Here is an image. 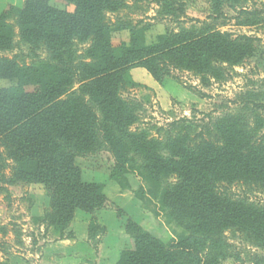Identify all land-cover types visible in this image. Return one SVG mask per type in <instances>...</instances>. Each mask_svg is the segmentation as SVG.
<instances>
[{"label":"trees","instance_id":"trees-1","mask_svg":"<svg viewBox=\"0 0 264 264\" xmlns=\"http://www.w3.org/2000/svg\"><path fill=\"white\" fill-rule=\"evenodd\" d=\"M146 1L158 10L152 20L178 28L158 35L150 45L145 41L147 27L140 28L143 21L116 26L107 21L106 13L126 8L124 0H25L21 7H6L0 16V79L15 81V86L0 89L3 201L7 207L12 203L9 187L42 185L48 203L35 222L62 237L74 212L81 210L92 217L89 236L94 240L104 232L97 226V214L110 210L120 215V211L106 198L101 185L83 182L77 156L108 152L117 160L109 179L125 191L120 171L125 170L126 154H142L144 169L149 172V195L159 201L168 220L195 230L250 225L256 229H245L247 235L255 234L260 241L264 239V208L241 211L228 196L217 197L211 186L220 177L230 181L235 175L264 182V135L256 137L262 121L255 119V127L248 128L244 117L240 121L227 116L213 141L202 132L185 143L171 137L170 148L175 147L179 155L161 160L155 156L159 141L138 133L135 107L123 94L128 87L140 86L130 76L133 68L145 69L161 83L175 80L173 70L217 79L225 71L217 65L221 62L242 67L255 56L259 39L219 32L208 21L224 18L223 9L228 7L236 13V20L262 17L264 23V10L248 7V0L239 5V0H211L216 13L200 21L188 18L186 0ZM186 22L191 29L184 28ZM121 31H128V43L113 47L112 34ZM15 39L32 48L30 63L24 62V53L11 59L4 55L12 51ZM36 50L42 57L34 55ZM240 105L252 114L264 112V103L250 100ZM224 138L228 140L225 148L219 146ZM184 163L191 168L182 179L172 184L160 182L162 175L157 174L161 168L167 170L163 176L171 175L182 171ZM220 167V174L204 171ZM0 231L5 233L3 228ZM124 231L133 245L120 251L116 264H219L215 248L225 246L217 236L184 238L163 246L130 219ZM5 247L0 241V254Z\"/></svg>","mask_w":264,"mask_h":264},{"label":"rangeland","instance_id":"rangeland-1","mask_svg":"<svg viewBox=\"0 0 264 264\" xmlns=\"http://www.w3.org/2000/svg\"><path fill=\"white\" fill-rule=\"evenodd\" d=\"M239 1L238 5L243 0ZM124 2L125 9L112 14L106 13L107 21L113 26L127 22L134 25L138 21H143L140 28L147 27L145 32L147 45L154 43L155 38L167 30L178 31L175 24L152 20L158 10L146 0H124ZM186 2L188 18L206 21L209 15L216 13L211 0H186ZM59 3L57 2V4ZM253 5H256L259 10H264L262 6L264 0H248L247 6L252 7ZM6 7L2 10L1 15L7 10ZM69 10L73 11V8L69 7ZM223 13L224 18H220L216 22L210 20L208 24L216 26L219 32H227L233 36L247 35L258 38L257 51L252 59L248 60L242 67L229 66L224 62L217 64L225 69L217 79L205 74L195 75L188 70H173L172 74L175 80H171L179 87H155L150 89L143 86H134L128 87V91L123 94V98L135 107L138 133H144L148 140L159 141L155 148V156L160 157L161 160H169L172 159V155H179L175 147L171 146L170 148L169 138L172 137L185 143L190 142L195 135L202 132L210 141H213V136L219 135L217 130L220 123L227 116L237 117L240 121L241 117H244L248 128L255 127V119L261 120L262 127L256 137L264 135V112L252 114L248 107L245 108L240 105L241 102L250 100L264 103V23L260 21L262 17L259 19L236 20V13L228 7L223 9ZM246 20L250 22L245 23ZM190 27H192L191 24L186 22L184 28L189 30ZM123 35H128V33L125 31ZM112 40L115 44L121 41L120 34L112 35ZM32 51V48L15 39L12 51L4 55L11 59L14 56L17 58L20 53H24L26 56L23 59L24 62L30 63L33 60L31 59L33 58ZM34 55L42 57L40 50H36ZM12 86H15V81H0V89H7ZM202 95L204 98H201ZM134 127L132 126L130 130H133ZM226 142L228 140L224 138L219 146L227 147ZM202 157L206 158V155L203 154ZM116 162L117 160L104 150L80 154L75 160L76 165L83 171V174L100 173L105 176L109 175L114 169ZM118 162L121 163L120 160ZM181 167H183L182 171L177 170L175 173L166 176L163 175L167 170L161 168L157 174L162 175L160 182L172 184L182 179L184 175H187L185 174L186 170L191 167L188 163H184ZM124 169V171H120L124 174L127 186L126 190L121 193V197L124 199V207L134 203V207L138 211L136 219L139 227L163 246L178 243L179 240L184 238L201 239L203 236L211 238L217 236L225 244L222 249L215 248V253L219 257L217 256V260H214L218 261L219 264H264V244H262L264 239L262 238L259 241L257 235H247L245 230L247 228L256 229V227L245 224L242 227L241 223H235V225H230L227 229L220 231L214 228L211 230H195L184 227V225H178L166 218V212L161 208L159 201L149 195V186L146 180L149 177V172L144 169L142 154H139V156H133L131 153L126 154ZM221 170L222 167L216 168V170L204 171L207 173L214 171L220 174L222 173ZM231 177L230 181L221 177L215 180L216 184L211 186V190L214 191L217 197L223 199L224 196H228L239 210L241 208V211L245 209L247 212L248 209L254 207L255 210L259 207L264 208V182L261 184L255 177L250 178L242 175ZM9 191L12 203L8 207L7 203L3 201V194L0 193V225L7 230L8 234L7 238H0V241L6 243L5 251L0 254V264L9 263L10 258L14 256H17L26 264H35L39 259L37 257L41 258L39 253H41L40 247L43 243L42 236H46L47 233L39 232L38 244L40 246L37 242H35L36 246H33L34 235L37 232H35V226L30 224L31 222L27 219V213L28 208H31L33 204H36L38 209L46 207L48 198L46 196L44 198L41 188L37 187L29 189V186L18 185L9 187ZM115 206L117 207V205ZM117 209L120 211L119 218L121 225L124 227L128 216L123 212L121 213L118 207ZM120 235L118 251L115 255L109 257L108 263L116 264L117 254L133 245V240L129 235L123 232ZM100 238L99 236L91 243L96 253H99ZM15 239L20 243L14 242ZM28 255H32V258H29ZM96 262L93 264H97Z\"/></svg>","mask_w":264,"mask_h":264},{"label":"crops","instance_id":"crops-1","mask_svg":"<svg viewBox=\"0 0 264 264\" xmlns=\"http://www.w3.org/2000/svg\"><path fill=\"white\" fill-rule=\"evenodd\" d=\"M24 1L25 0H0V15L6 6L21 7ZM124 32L125 31L117 32V34H120L121 36V41L116 44L113 42L111 37V44L113 47H117L123 43H128L129 33L126 31L128 35L124 36ZM130 76L136 84L150 89L155 87H179V85L171 79H164L161 83L156 82L151 75L142 68L131 69ZM0 81L4 80L0 79ZM81 178L85 183L101 185L106 198L117 205V207L121 210V213L123 212V214L128 216V219L138 224V220L136 219L138 211L135 209L134 203H130L129 206L124 207V199L121 197V193L124 190H121L115 182L110 180L109 175L105 176L100 173L85 175L81 170ZM31 187L41 188L43 192L42 196L45 198L46 192L42 185H31L29 186V189ZM46 207L44 206L38 209L36 204H33L31 208H28L27 213V219L31 222L30 224L35 226V232H37L34 235L35 240L33 246H36L35 242H37V244L39 242V232H44L43 234L47 233L46 236H42L43 243L40 247L41 253H39L41 258L37 257V259H39L35 264H93L96 261L97 264H111L108 263L107 260L110 256L117 253L119 247V237L121 236L120 233H125L124 227L121 225L119 215L116 212L104 210L99 212L96 216L97 226L104 231L103 234L98 235L95 238L98 239L99 236L101 237L99 240V253H96L95 248L91 244L94 240H92L89 236V227L92 220L91 215L81 210H76L73 214L69 227L63 232L61 237L60 234H56L52 229L45 231L42 225L35 222L43 215V211ZM1 228L3 227L0 225V229ZM7 236L8 234L6 229L4 234L0 231L1 239H5ZM14 242H17V244L20 243V241H17L16 239ZM38 246H40V244H38ZM118 255L119 253L117 256ZM28 257L32 258V255H28ZM7 264L26 263L17 256H14L13 258H10L9 263Z\"/></svg>","mask_w":264,"mask_h":264}]
</instances>
